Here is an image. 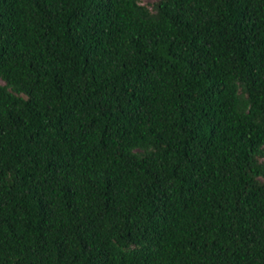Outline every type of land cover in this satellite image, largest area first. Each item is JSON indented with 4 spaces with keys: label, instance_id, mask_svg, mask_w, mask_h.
<instances>
[{
    "label": "trees",
    "instance_id": "obj_1",
    "mask_svg": "<svg viewBox=\"0 0 264 264\" xmlns=\"http://www.w3.org/2000/svg\"><path fill=\"white\" fill-rule=\"evenodd\" d=\"M264 0H0V264H264Z\"/></svg>",
    "mask_w": 264,
    "mask_h": 264
},
{
    "label": "rangeland",
    "instance_id": "obj_2",
    "mask_svg": "<svg viewBox=\"0 0 264 264\" xmlns=\"http://www.w3.org/2000/svg\"><path fill=\"white\" fill-rule=\"evenodd\" d=\"M157 0H140L141 4L146 5L147 7L152 9L153 4L156 2ZM261 161L264 162V156L262 157Z\"/></svg>",
    "mask_w": 264,
    "mask_h": 264
}]
</instances>
